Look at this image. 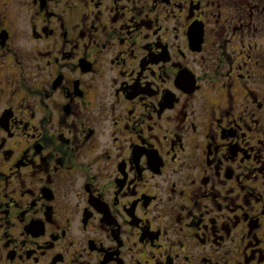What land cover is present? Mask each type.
Masks as SVG:
<instances>
[{
  "label": "flooded vegetation",
  "instance_id": "af4514ba",
  "mask_svg": "<svg viewBox=\"0 0 264 264\" xmlns=\"http://www.w3.org/2000/svg\"><path fill=\"white\" fill-rule=\"evenodd\" d=\"M0 264H264V0H0Z\"/></svg>",
  "mask_w": 264,
  "mask_h": 264
}]
</instances>
